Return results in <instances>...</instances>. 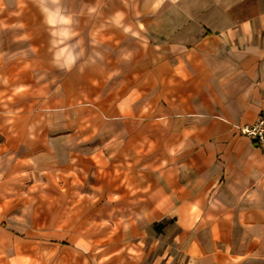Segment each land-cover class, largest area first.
Wrapping results in <instances>:
<instances>
[{"label": "crops", "instance_id": "obj_1", "mask_svg": "<svg viewBox=\"0 0 264 264\" xmlns=\"http://www.w3.org/2000/svg\"><path fill=\"white\" fill-rule=\"evenodd\" d=\"M42 3L0 0V25L20 21L32 63L56 30L47 68L75 141L90 107L95 199L69 248L101 253L89 264H264V148L236 128L264 110V0ZM23 137V155L41 144ZM101 199L134 207L96 236Z\"/></svg>", "mask_w": 264, "mask_h": 264}, {"label": "rangeland", "instance_id": "obj_2", "mask_svg": "<svg viewBox=\"0 0 264 264\" xmlns=\"http://www.w3.org/2000/svg\"><path fill=\"white\" fill-rule=\"evenodd\" d=\"M12 26L0 25V264H63L68 259L89 264L101 253L95 251L91 257L69 247L77 240L72 234L86 224L81 220V210L89 215L87 202L95 199L98 174L90 153L99 142L88 140L90 107L81 114V128L78 125V131L86 137L75 141L70 135L75 128L74 108L64 109L58 101L57 82L61 77L57 70L47 68L48 63L57 64L56 30H50L47 37L54 43L37 51L44 61L32 63L26 60L32 46L24 42L25 30L20 21ZM11 64L12 68L17 64V74L9 70ZM26 69H33L34 75L27 76ZM15 105L17 108H12ZM23 114L31 119L27 125L19 121ZM26 133L32 142L39 138L41 146L23 155L19 150L27 144L23 141ZM133 207L107 205L101 199L92 209L97 220L87 221V226L94 228L96 236L104 234L113 228L115 219L133 211ZM106 244V237H98L93 248L112 245Z\"/></svg>", "mask_w": 264, "mask_h": 264}, {"label": "built area", "instance_id": "obj_3", "mask_svg": "<svg viewBox=\"0 0 264 264\" xmlns=\"http://www.w3.org/2000/svg\"><path fill=\"white\" fill-rule=\"evenodd\" d=\"M236 128L240 133L248 136L253 143L264 148V110L253 122L239 124Z\"/></svg>", "mask_w": 264, "mask_h": 264}]
</instances>
